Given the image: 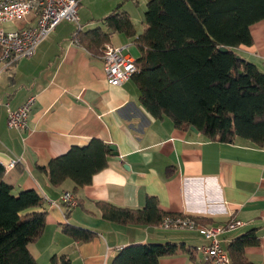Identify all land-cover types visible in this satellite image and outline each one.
I'll list each match as a JSON object with an SVG mask.
<instances>
[{"label": "crops", "instance_id": "0c3cea01", "mask_svg": "<svg viewBox=\"0 0 264 264\" xmlns=\"http://www.w3.org/2000/svg\"><path fill=\"white\" fill-rule=\"evenodd\" d=\"M99 2L109 7L100 19L121 5L135 20L139 6L145 13L149 0ZM30 18L0 26L16 29L29 24ZM60 24L35 55L22 58L0 76V161L6 167L5 180L15 194L35 189L43 205L31 210L48 213L43 234L28 245L38 264H51L55 255L68 256L72 264H111L122 248L136 243L184 245L176 254L161 257L159 264H216L201 249L207 241L199 233L160 224L112 222L102 216L98 205L105 201L137 209L145 207L148 196L156 197L165 216L244 222L227 232L226 248L236 237L257 228L260 242L248 246L245 254L254 264H264V145L240 138L228 143L211 140L199 130L177 127L167 115L155 117L142 104L135 78L111 85L101 57L74 42L73 27L61 29ZM95 24L86 20L83 30ZM102 28L108 31L104 23ZM144 28L145 23L139 34ZM249 29L252 43L235 50L264 72V20ZM109 43L129 45L125 51L136 60L143 55L134 38L123 32L112 33ZM30 96L36 99L28 128L23 132L9 128L8 108H17ZM92 139L115 145L119 154L112 152L107 166L78 191L73 190L71 179L56 186L38 170V165H47L72 146H86ZM13 160L16 164L9 166ZM67 191L77 205L65 216ZM66 224L89 229L94 236L78 240L63 231Z\"/></svg>", "mask_w": 264, "mask_h": 264}, {"label": "trees", "instance_id": "16d2710c", "mask_svg": "<svg viewBox=\"0 0 264 264\" xmlns=\"http://www.w3.org/2000/svg\"><path fill=\"white\" fill-rule=\"evenodd\" d=\"M260 20H264V0H149L141 34L120 5L102 18L108 31L95 27L75 30L73 35L94 55L101 53L114 32L133 37L143 52L136 60L133 78L142 104L155 117L167 115L177 127L187 130L194 126L211 140L228 143L240 138L262 146L264 72L235 50L252 43L249 27ZM110 154L109 144L92 139L37 168L56 186L71 179L76 192L107 166ZM5 172L0 161V264H38L28 245L45 230L47 211L31 210L43 205V197L35 189L15 194ZM98 203L105 219L125 225H159L166 215L154 196H148L145 207L137 209ZM63 231L82 241L94 236L89 229L69 224L63 225ZM257 232V228L249 229L227 245L233 264H254L245 250L259 244ZM182 249L184 245L176 243L130 244L111 264H159L161 257ZM51 264L72 262L66 255H55Z\"/></svg>", "mask_w": 264, "mask_h": 264}, {"label": "built area", "instance_id": "2783aa9c", "mask_svg": "<svg viewBox=\"0 0 264 264\" xmlns=\"http://www.w3.org/2000/svg\"><path fill=\"white\" fill-rule=\"evenodd\" d=\"M82 0H0V23L18 19H28L29 24L16 29L0 26V76L22 58L32 57L40 44L45 41L62 21L76 24V31L83 29L80 23L79 9ZM74 42L80 44L76 33ZM129 45L103 44L99 56L104 61L107 81L114 86L121 85L133 77L137 71L136 59L125 50ZM36 97L30 96L17 108H8L7 124L9 128L25 131L28 117ZM13 160L9 166H14ZM64 203L69 208L77 205V199L69 191L64 193ZM245 223L230 220L225 223L202 222L198 217L177 214L164 216L160 226L165 229L187 230L199 233L207 242L201 247L207 259L216 264H233L231 256L224 246L227 232L243 226ZM105 264V263H103Z\"/></svg>", "mask_w": 264, "mask_h": 264}, {"label": "rangeland", "instance_id": "374dc122", "mask_svg": "<svg viewBox=\"0 0 264 264\" xmlns=\"http://www.w3.org/2000/svg\"><path fill=\"white\" fill-rule=\"evenodd\" d=\"M81 5L82 7L80 8V11H79L80 23L84 24V21L86 20H90V22L98 23V24L91 25V26L86 25V29L90 27H96V26L102 27L103 22H102V18L100 19V17L103 16L107 10H109V7H105V4H101L99 0H83ZM135 8H137V5H135ZM137 11H138V14L136 13V19L133 20V22H134L137 34H139V31H138L139 28L144 26V11L143 9H141L140 6ZM71 27H73L76 30V24L74 22H69V21L64 20L61 22L58 28L66 29V28H71Z\"/></svg>", "mask_w": 264, "mask_h": 264}, {"label": "water", "instance_id": "95a60500", "mask_svg": "<svg viewBox=\"0 0 264 264\" xmlns=\"http://www.w3.org/2000/svg\"><path fill=\"white\" fill-rule=\"evenodd\" d=\"M220 49L221 50H224V51L228 50V48L225 47V46H221ZM192 129L195 130V131H197V129L194 126H192ZM110 148H111L113 154H115V155H118L119 154L115 145L111 144L110 145Z\"/></svg>", "mask_w": 264, "mask_h": 264}]
</instances>
